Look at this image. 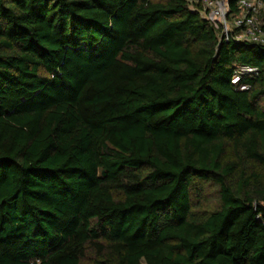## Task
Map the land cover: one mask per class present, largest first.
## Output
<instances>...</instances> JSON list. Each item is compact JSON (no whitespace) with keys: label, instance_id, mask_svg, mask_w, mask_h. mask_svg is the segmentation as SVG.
<instances>
[{"label":"trees","instance_id":"16d2710c","mask_svg":"<svg viewBox=\"0 0 264 264\" xmlns=\"http://www.w3.org/2000/svg\"><path fill=\"white\" fill-rule=\"evenodd\" d=\"M200 1L0 0V264H264V46Z\"/></svg>","mask_w":264,"mask_h":264},{"label":"built area","instance_id":"2783aa9c","mask_svg":"<svg viewBox=\"0 0 264 264\" xmlns=\"http://www.w3.org/2000/svg\"><path fill=\"white\" fill-rule=\"evenodd\" d=\"M199 14L207 20L214 29L220 31L219 38L223 41L233 39L236 42H248L264 46V22L262 14L264 6L260 0H239L236 4V14H231L227 0H201ZM257 69L238 67L233 73L231 83L238 85L242 77L256 75ZM247 84L239 86L240 91L248 90Z\"/></svg>","mask_w":264,"mask_h":264},{"label":"rangeland","instance_id":"374dc122","mask_svg":"<svg viewBox=\"0 0 264 264\" xmlns=\"http://www.w3.org/2000/svg\"><path fill=\"white\" fill-rule=\"evenodd\" d=\"M216 202H217V197H216L215 189L213 187H207L200 207L202 209L213 208L216 205ZM141 264H144V262L141 261Z\"/></svg>","mask_w":264,"mask_h":264}]
</instances>
